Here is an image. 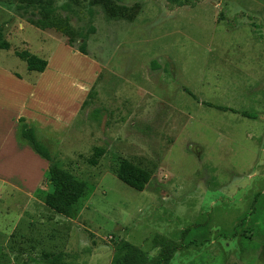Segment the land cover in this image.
I'll return each instance as SVG.
<instances>
[{"label": "rangeland", "instance_id": "374dc122", "mask_svg": "<svg viewBox=\"0 0 264 264\" xmlns=\"http://www.w3.org/2000/svg\"><path fill=\"white\" fill-rule=\"evenodd\" d=\"M113 7L51 0L68 35L37 28L38 7L0 0V44L9 45L0 49V152L18 159L4 149L11 115L26 116L15 104L72 111L77 86L84 106L67 120L25 121L53 163L86 185L65 218L45 206L48 162L33 184L0 165V264H112L123 242L156 259L158 240L173 250L167 264H264V0ZM82 39L88 56L76 51ZM22 51L46 60L45 71L28 72ZM12 77L43 81L34 96ZM95 149L103 154L92 166ZM121 160L150 174L144 191L116 178Z\"/></svg>", "mask_w": 264, "mask_h": 264}, {"label": "trees", "instance_id": "16d2710c", "mask_svg": "<svg viewBox=\"0 0 264 264\" xmlns=\"http://www.w3.org/2000/svg\"><path fill=\"white\" fill-rule=\"evenodd\" d=\"M26 3L27 6H35L40 10L41 18L34 24L37 28L44 30L55 28L62 33L70 34L67 23L50 8L51 0H20ZM69 2L77 3L78 0H68ZM121 0H90V4L100 2L104 9L109 13H114L113 2ZM171 2H179L180 0H170ZM69 4H64L63 8L68 9ZM94 34V28H90L87 36ZM1 39V36H0ZM67 46L74 49L71 41L67 42ZM1 50H8L9 45L5 42L0 44ZM76 51L88 56L87 40L82 39ZM15 56L25 62L28 72L43 73L47 67V61L30 54L27 51L16 52ZM17 77V76H16ZM18 78V77H17ZM84 106V104H83ZM206 106L217 110H225L222 107H214L206 104ZM19 128L17 129L16 139L18 142L26 144L38 157L49 163L47 169V177L52 186V190L45 197V206L58 215L65 218H72L75 212L76 204L84 197L86 185L84 182L76 179L69 172L62 170L53 163V158L49 150L37 139L34 127L25 122L24 118L18 119ZM102 149H95L94 156L89 160V164L95 166L97 159L102 156ZM116 178L129 188L142 192L145 190L150 181V174L145 170L133 165L127 160H121L115 170ZM156 245H161V251L156 259H149L146 254L135 246L123 242L119 246V252L114 257L112 264H167L173 253L172 248L167 247L164 240L156 241Z\"/></svg>", "mask_w": 264, "mask_h": 264}, {"label": "crops", "instance_id": "0c3cea01", "mask_svg": "<svg viewBox=\"0 0 264 264\" xmlns=\"http://www.w3.org/2000/svg\"><path fill=\"white\" fill-rule=\"evenodd\" d=\"M91 65H92V67H91V70H90V72L88 74L89 76H91V73H93V70L95 68V65H93V63H91ZM89 76L86 79L84 78L86 83H87V79H89ZM12 78H14V77H12ZM16 81H18V82H15V83H20L23 87H25L27 90L30 91V93H32L35 96V94L37 93V90L41 87V84H42L43 80L42 81L38 80L36 85H30V84L26 83L24 80H18L17 79ZM83 86L87 87V85H83ZM76 87L73 86V89H74V91L79 92V96L80 97L77 100V102H76L75 106L73 107L72 111L69 110V109L61 111L62 107H60V106H58L55 110H51L48 101H47V103L46 102L45 103L41 102V103H39V105H36V104H38L36 102V98H35V104H33V102L31 101V105H29V108H32V110H34L32 112L27 110V107H28L27 103L21 102V103H17V104L14 105V106H19L20 105V109L23 106V109L25 110V113H26L25 115L26 116L19 117L21 115V113H17V114H20V115H16V114L15 115H11V117H15L17 119V123L15 124V122H14V126H16V132L13 133L14 141L11 138V140L9 141L10 143H8V145H6L4 147V149L5 150L8 149V148L11 149V153L13 155L15 153V155L18 156L17 157L18 159L17 160L14 159V160H12V162L5 161V159L3 157V154H5V153L0 152V162L3 163V164H0L1 166L7 165V167L4 166V168H7L6 170L8 172L12 171L11 172L12 174H14V173L16 174L17 173L18 175H21L22 177H26L27 179L30 180V181H28L29 184H33L35 180L40 178V176H41V168L44 165L47 164V161H45V160L41 159L40 157H38L26 144L17 141L16 133H17V129L19 128L18 119L19 118H24V120L26 119L28 121H35L36 123H38V122H41L40 119H42V115L43 114H47V113L52 112V114L54 115L55 118L58 117V119L67 120L72 114H74L76 111H78L80 109V107L82 106V104H83V95L85 94V91H83L81 89H77ZM32 118H34V119H32ZM25 122L28 123L27 121H25ZM46 148L48 149V147H46ZM23 160H29V163L25 164L23 162ZM33 162H37V165L36 166L35 165H31V163H33ZM34 167L36 168V170L31 173L30 170L34 169Z\"/></svg>", "mask_w": 264, "mask_h": 264}]
</instances>
